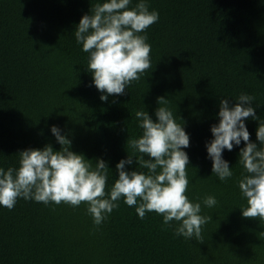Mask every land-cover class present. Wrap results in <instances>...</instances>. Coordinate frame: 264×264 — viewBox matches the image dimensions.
<instances>
[{"label":"trees","instance_id":"trees-1","mask_svg":"<svg viewBox=\"0 0 264 264\" xmlns=\"http://www.w3.org/2000/svg\"><path fill=\"white\" fill-rule=\"evenodd\" d=\"M97 2L0 0V166H16L24 149L60 150L49 131L56 125L71 151L107 162V192L115 164L131 155L127 137L140 134L135 112L143 108L154 120L164 97L190 138L186 195H214L218 204L204 210L211 221L202 241H186L162 216L140 219L123 201L94 226L83 202L45 206L18 198L11 210L0 207V264H264V223L239 209L243 142L223 152L234 172L223 182L210 176L204 146L222 98L235 103L241 92L253 95L264 119V0H148L159 13L147 30L152 67L106 101L91 85L87 54L74 36ZM246 127L256 142L257 121L249 118Z\"/></svg>","mask_w":264,"mask_h":264},{"label":"clouds","instance_id":"clouds-1","mask_svg":"<svg viewBox=\"0 0 264 264\" xmlns=\"http://www.w3.org/2000/svg\"><path fill=\"white\" fill-rule=\"evenodd\" d=\"M158 19V11L149 10L148 0H136L134 5L133 0H100L82 15L74 29L75 41L87 54L85 68L91 85L102 93L101 101L109 95H124L133 81L151 69L147 30ZM234 101L220 99L218 122L210 126L211 139L204 145L211 162L210 176L222 182L233 177V167L223 152L243 142L237 162L236 186L244 201L239 209L243 217L264 223V119L256 115L253 95L241 92ZM157 103L154 120L143 108L135 112L140 134L127 137L131 155L115 164L117 176L107 192V162L97 158L93 163L74 153L71 141L51 125L49 131L60 150L54 151L51 145L24 149L16 166H0V207L11 210L18 198L45 206L78 207L83 202L92 224L99 226L123 201L135 206L140 219L152 212L162 216V223L173 228L174 237L202 241L203 227L211 221L204 210L215 208L218 201L210 194L195 199L186 195L189 157L184 149L190 138L168 107V99L159 97ZM249 118L257 121L256 142L250 140L246 127ZM133 161L137 168L128 170L126 165Z\"/></svg>","mask_w":264,"mask_h":264}]
</instances>
